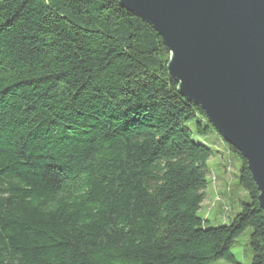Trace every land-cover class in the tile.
<instances>
[{"label": "trees", "instance_id": "1", "mask_svg": "<svg viewBox=\"0 0 264 264\" xmlns=\"http://www.w3.org/2000/svg\"><path fill=\"white\" fill-rule=\"evenodd\" d=\"M168 61L119 0H0V264H240L247 229L264 264L246 162ZM211 134L248 198L220 226L198 216L219 152L193 136Z\"/></svg>", "mask_w": 264, "mask_h": 264}, {"label": "water", "instance_id": "2", "mask_svg": "<svg viewBox=\"0 0 264 264\" xmlns=\"http://www.w3.org/2000/svg\"><path fill=\"white\" fill-rule=\"evenodd\" d=\"M169 53L178 93L245 160L264 213V0H119Z\"/></svg>", "mask_w": 264, "mask_h": 264}, {"label": "rangeland", "instance_id": "3", "mask_svg": "<svg viewBox=\"0 0 264 264\" xmlns=\"http://www.w3.org/2000/svg\"><path fill=\"white\" fill-rule=\"evenodd\" d=\"M188 127L191 130L194 129L192 124H189ZM193 139L219 152L218 156L213 157L209 162L208 186L204 192L205 200L201 205L198 216L203 220H207L210 226L227 224L229 218H232L239 211L240 202H248L246 193L238 183V160L232 155L229 156L227 146L216 134L207 137L194 135ZM250 234V229L245 230L235 240L231 248V253L240 264L251 263ZM215 264L229 263L218 261Z\"/></svg>", "mask_w": 264, "mask_h": 264}]
</instances>
